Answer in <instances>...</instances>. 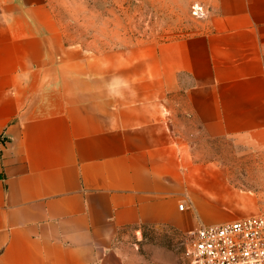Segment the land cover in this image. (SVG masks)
<instances>
[{
    "label": "crops",
    "instance_id": "obj_1",
    "mask_svg": "<svg viewBox=\"0 0 264 264\" xmlns=\"http://www.w3.org/2000/svg\"><path fill=\"white\" fill-rule=\"evenodd\" d=\"M205 9L186 37L98 51L50 0H0V264H124L125 231L264 208V0Z\"/></svg>",
    "mask_w": 264,
    "mask_h": 264
},
{
    "label": "rangeland",
    "instance_id": "obj_2",
    "mask_svg": "<svg viewBox=\"0 0 264 264\" xmlns=\"http://www.w3.org/2000/svg\"><path fill=\"white\" fill-rule=\"evenodd\" d=\"M207 0H50L65 33L98 51L154 45L196 32L193 7ZM206 10V9H205ZM226 157L238 152L222 148ZM264 209V208H263ZM255 216V215H254ZM192 234L174 229L123 233L118 245L124 264H189Z\"/></svg>",
    "mask_w": 264,
    "mask_h": 264
},
{
    "label": "built area",
    "instance_id": "obj_3",
    "mask_svg": "<svg viewBox=\"0 0 264 264\" xmlns=\"http://www.w3.org/2000/svg\"><path fill=\"white\" fill-rule=\"evenodd\" d=\"M192 13L206 16L201 5L194 6ZM188 254L189 264H264V209L234 222L198 226Z\"/></svg>",
    "mask_w": 264,
    "mask_h": 264
}]
</instances>
